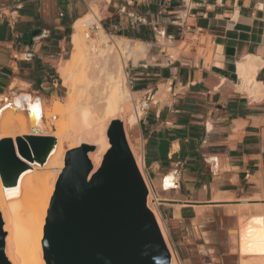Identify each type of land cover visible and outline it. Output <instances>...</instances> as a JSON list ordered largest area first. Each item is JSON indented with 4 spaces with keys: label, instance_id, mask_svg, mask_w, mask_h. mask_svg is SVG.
<instances>
[{
    "label": "crops",
    "instance_id": "obj_1",
    "mask_svg": "<svg viewBox=\"0 0 264 264\" xmlns=\"http://www.w3.org/2000/svg\"><path fill=\"white\" fill-rule=\"evenodd\" d=\"M88 13L82 0H0V98L59 100L54 63ZM102 13L105 34L146 45L128 85L144 106V171L178 264H260L242 249L264 229V0H110ZM247 57L258 58L256 97L238 88Z\"/></svg>",
    "mask_w": 264,
    "mask_h": 264
},
{
    "label": "bare ground",
    "instance_id": "obj_2",
    "mask_svg": "<svg viewBox=\"0 0 264 264\" xmlns=\"http://www.w3.org/2000/svg\"><path fill=\"white\" fill-rule=\"evenodd\" d=\"M88 9L89 13L72 26L68 59L58 64L57 73L66 89L65 104L56 102L53 108L63 113L62 122L55 123V112L49 111L44 99L38 95L24 98V101L17 97L11 105L6 101L0 107V140L11 138L14 141L16 137L29 135L53 139L49 151L40 161L28 162L18 155L27 168L14 184H5L0 178V215L5 233V257L10 264H46L42 249L44 224L58 178L64 169L66 154L83 145L93 146L95 149L88 153L92 165L90 178L100 168L110 148L107 130L111 122L117 120L122 124L127 145L149 190L147 207L169 251L170 264H175L159 215L150 207L151 192L143 176V159L138 147L140 139L136 133L144 106L132 103L133 96L127 86L125 73L128 61L135 62L147 54L146 45L132 43L124 38L109 42L99 25L98 38L89 36L85 28L98 23L100 6L91 1ZM255 60L258 58L247 57V63L237 66L239 90L254 97L261 91V85L255 81L257 67L252 65ZM89 74L95 75L94 80ZM92 83L98 88L95 103L83 100L79 92L81 84L87 87ZM173 181L169 177L162 186L165 189L174 188ZM243 246V252L261 256L260 264H264L263 228H256L246 236Z\"/></svg>",
    "mask_w": 264,
    "mask_h": 264
},
{
    "label": "water",
    "instance_id": "obj_3",
    "mask_svg": "<svg viewBox=\"0 0 264 264\" xmlns=\"http://www.w3.org/2000/svg\"><path fill=\"white\" fill-rule=\"evenodd\" d=\"M110 148L92 171L83 145L67 152L43 230L46 264H170V254L147 207V188L127 145L120 121H112ZM53 139L29 135L0 140V178L12 185L28 162L40 161ZM0 215V264L4 254Z\"/></svg>",
    "mask_w": 264,
    "mask_h": 264
},
{
    "label": "rangeland",
    "instance_id": "obj_4",
    "mask_svg": "<svg viewBox=\"0 0 264 264\" xmlns=\"http://www.w3.org/2000/svg\"><path fill=\"white\" fill-rule=\"evenodd\" d=\"M99 6H100V10L102 9L101 8V4H99ZM104 9L105 8H103V10H102V12L104 11ZM101 12V16H100V20H101V18H102V16H103V13ZM87 13V12H86ZM99 20V21H100ZM99 21H98V23H99ZM96 27H98V24L97 23H93L92 25H89V26H87L86 28H85V32L87 33V34H89V36H91V37H94V38H98V32H99V30H96ZM71 33H72V30H71ZM105 34V33H104ZM105 36H106V38H107V40L109 41V42H113V41H116V39H118V38H115V37H112V36H109V35H107V34H105ZM68 42H67V46H66V48L64 49V51L61 53V56H59V58H58V60L54 63L55 64V68H57L58 69V64H59V62L60 61H62V60H66V59H68V57H69V55H70V52H71V45H70V37H69V39L67 40ZM132 43H138V42H132ZM166 48L167 47V44H165L164 43V45H163V48ZM61 58V59H60ZM129 66H130V61H128L127 63H126V65H125V73H126V76H127V83H128V69H129ZM56 74H57V76H58V79H59V84H60V87H59V89H60V93H59V100L58 99H53V101L52 100H48L47 98H44V97H42L43 99H44V101H45V103H46V108L49 110V111H53V112H55L54 113V121H55V123L56 124H59V123H61L62 122V119H63V113L60 111V110H56V108H55V110H54V104L57 102V103H60V105H64L65 104V95H66V89L61 85L62 84V80L60 79V77H59V74L56 72ZM90 75V74H89ZM94 76L95 75H90V77H91V79H93L94 80ZM95 79H96V77H95ZM82 85V87L79 89V92L81 93V95H82V99L84 100H88L89 101V103H95V102H97V93H96V91H97V87H96V85H95V83L93 84H91V85H88L87 87L85 86V84H81ZM127 86H128V88H129V85L127 84ZM130 90V89H129ZM131 91V90H130ZM26 92H29L30 94H25V95H23V96H21V99H23V101H24V98H29L30 96H32V94H34V95H38V96H40L41 97V95L39 94V93H37V92H35V90H28V91H26ZM132 93V92H131ZM13 95V93L12 94H8V95H6V96H3V97H1L0 98V107L4 104V103H6V101H3V99H8V100H11L14 96H12ZM12 96V97H11ZM132 96H133V94H132ZM133 102V104L134 105H138V102L136 101V100H134V97H133V100H132ZM12 102V101H11ZM11 102H8V104L9 105H11ZM60 108V107H59ZM143 117V116H142ZM141 122H139V124H138V128H137V133H136V136L139 138V136H140V127H141ZM29 126H30V122H29ZM140 143V144H139ZM139 143H138V147H139V152H140V154H141V142L139 141ZM142 155V154H141ZM143 176L145 177L146 176V173H145V171L143 170ZM147 177V176H146ZM146 177H145V179H146ZM147 181V180H146ZM154 195L153 194H151V197H150V207L157 213V210H156V206H155V204H154ZM49 207V206H48ZM49 209V208H48ZM48 212V211H47ZM46 218H47V216H46ZM45 221H46V219H45ZM161 221V220H160ZM44 226H45V224H44ZM163 226V225H162ZM168 238V237H167ZM167 242H169V240L167 241ZM169 247H171V246H169ZM171 249V248H170ZM173 254V253H172ZM174 256V255H173ZM175 258V257H174ZM175 264H178V262H177V260H176V258H175Z\"/></svg>",
    "mask_w": 264,
    "mask_h": 264
},
{
    "label": "built area",
    "instance_id": "obj_5",
    "mask_svg": "<svg viewBox=\"0 0 264 264\" xmlns=\"http://www.w3.org/2000/svg\"><path fill=\"white\" fill-rule=\"evenodd\" d=\"M83 1V3L85 4V6L88 8V4L91 2V1H95V2H97V3H99V4H101L102 6H101V12H102V10H103V8H106V6L110 3V0H82ZM143 170H144V162H143ZM141 177H142V175H141ZM147 178V177H146ZM143 179V178H142ZM144 181V180H143ZM145 183V182H144ZM147 184L149 185V188H150V192H151V194H153L154 195V190H153V188H152V186H151V184L149 183V180H148V178H147ZM145 186H146V184H145ZM146 188H147V186H146ZM147 191H149L148 190V188H147Z\"/></svg>",
    "mask_w": 264,
    "mask_h": 264
}]
</instances>
